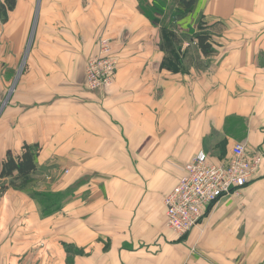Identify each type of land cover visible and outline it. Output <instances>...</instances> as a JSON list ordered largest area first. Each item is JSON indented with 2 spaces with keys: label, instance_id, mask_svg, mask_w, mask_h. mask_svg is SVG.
Returning <instances> with one entry per match:
<instances>
[{
  "label": "crops",
  "instance_id": "0c3cea01",
  "mask_svg": "<svg viewBox=\"0 0 264 264\" xmlns=\"http://www.w3.org/2000/svg\"><path fill=\"white\" fill-rule=\"evenodd\" d=\"M101 37L114 79L89 90ZM237 142L263 152L255 179L178 237L163 198L184 163L201 150L226 162ZM25 143L37 169L24 189L0 181V264H264V0H14L0 160ZM34 193L59 208L43 213Z\"/></svg>",
  "mask_w": 264,
  "mask_h": 264
},
{
  "label": "built area",
  "instance_id": "2783aa9c",
  "mask_svg": "<svg viewBox=\"0 0 264 264\" xmlns=\"http://www.w3.org/2000/svg\"><path fill=\"white\" fill-rule=\"evenodd\" d=\"M116 60L107 38H99L97 50L86 62L85 85L89 90L109 87L114 79ZM263 152L248 154L246 145L237 142L226 162L211 161L198 151L183 165V173L164 196V226L178 237L187 235L218 200L236 195L255 179Z\"/></svg>",
  "mask_w": 264,
  "mask_h": 264
},
{
  "label": "trees",
  "instance_id": "16d2710c",
  "mask_svg": "<svg viewBox=\"0 0 264 264\" xmlns=\"http://www.w3.org/2000/svg\"><path fill=\"white\" fill-rule=\"evenodd\" d=\"M196 0H179L185 12H191ZM14 7V0H4L0 2V20L3 22L7 18V12ZM197 45L203 53H206L210 45L209 35L200 32L196 35ZM39 153L37 144H23L21 151L17 155L7 152L4 159L0 160V181L5 178L20 180V184L13 185L19 189H24L30 181V175L37 169L36 158ZM5 184H0V195L6 190ZM35 198L42 205L43 213H51L59 208L60 197L45 193H34Z\"/></svg>",
  "mask_w": 264,
  "mask_h": 264
},
{
  "label": "rangeland",
  "instance_id": "374dc122",
  "mask_svg": "<svg viewBox=\"0 0 264 264\" xmlns=\"http://www.w3.org/2000/svg\"><path fill=\"white\" fill-rule=\"evenodd\" d=\"M110 42V41H109Z\"/></svg>",
  "mask_w": 264,
  "mask_h": 264
}]
</instances>
